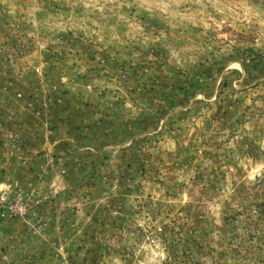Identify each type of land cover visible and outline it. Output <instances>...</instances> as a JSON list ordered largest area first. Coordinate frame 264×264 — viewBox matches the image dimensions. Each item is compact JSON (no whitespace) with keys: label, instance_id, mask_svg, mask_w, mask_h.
Wrapping results in <instances>:
<instances>
[{"label":"rangeland","instance_id":"374dc122","mask_svg":"<svg viewBox=\"0 0 264 264\" xmlns=\"http://www.w3.org/2000/svg\"><path fill=\"white\" fill-rule=\"evenodd\" d=\"M0 264H264V0H0Z\"/></svg>","mask_w":264,"mask_h":264}]
</instances>
